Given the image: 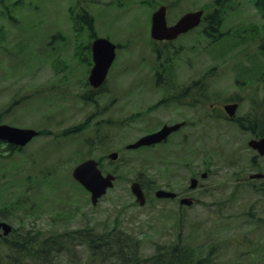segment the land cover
Returning a JSON list of instances; mask_svg holds the SVG:
<instances>
[{
    "label": "rangeland",
    "instance_id": "obj_1",
    "mask_svg": "<svg viewBox=\"0 0 264 264\" xmlns=\"http://www.w3.org/2000/svg\"><path fill=\"white\" fill-rule=\"evenodd\" d=\"M163 5L173 24L186 12L210 13L215 0H0V124L48 132L0 159V211L8 210L0 220L14 228L8 239L54 235L63 244L70 232L104 234L118 227L139 242V264H155L145 259L180 236L195 260L209 258L200 264H264V181L249 179L264 172V157L257 168L252 165L256 152L248 142L254 135L226 120L222 110L238 102V117L258 111L255 130L264 131L258 107L264 95V11L253 0H233L219 41L204 37L202 25L168 45L151 37L152 15ZM71 9L75 15L86 10L97 36L121 45L93 101L85 96L92 90L87 45L94 37L84 25L74 28ZM195 83L200 86L189 97L177 99L186 103L167 100ZM184 119L189 124L167 144L127 149ZM112 152L119 153L117 160L109 158ZM89 159L101 164L104 175L118 176L97 205L72 176ZM198 170L208 176L197 205L156 199L157 188L173 190ZM137 178L146 191L144 206L131 192ZM8 203L18 207L5 208ZM57 246L52 242L48 249V263L124 264L109 252L93 259L80 238L60 253ZM43 263L0 240V264Z\"/></svg>",
    "mask_w": 264,
    "mask_h": 264
},
{
    "label": "water",
    "instance_id": "obj_2",
    "mask_svg": "<svg viewBox=\"0 0 264 264\" xmlns=\"http://www.w3.org/2000/svg\"><path fill=\"white\" fill-rule=\"evenodd\" d=\"M167 9L161 6L152 17V37L155 40L172 41L180 35L189 32L201 23L203 11L189 12L183 15L174 25L168 26ZM92 54L94 60V67L91 71L89 81L94 88L102 86L107 78L109 69L115 60L116 45L105 38H98L92 44ZM225 110L230 117L235 115L237 105H227ZM181 127L180 124L175 126H164L159 132L147 135L141 138L136 143L130 145L128 148L135 149L141 146L152 145L166 140L167 137L174 131ZM38 131L34 129H23L9 126L7 124H0V140L19 147L26 146L35 137L38 136ZM249 145L259 152L260 156H264V137L261 139H253ZM111 159L118 158L117 153H112L109 156ZM205 176V175H204ZM73 177L81 185H83L91 193V201L96 205L99 199L106 194L107 190L113 187L116 177L113 174L104 176L98 167L96 160L90 159L78 165L73 171ZM264 174L256 173L251 175V178H263ZM196 186V181H192V188ZM132 191L136 195L137 201L144 205L146 197L138 182L132 185ZM158 198H173L174 193L159 190L156 193ZM182 204H191L190 199H183ZM1 229L3 230L1 232ZM12 232V226L6 222L0 221V236H7Z\"/></svg>",
    "mask_w": 264,
    "mask_h": 264
},
{
    "label": "trees",
    "instance_id": "obj_3",
    "mask_svg": "<svg viewBox=\"0 0 264 264\" xmlns=\"http://www.w3.org/2000/svg\"><path fill=\"white\" fill-rule=\"evenodd\" d=\"M231 1L233 0L215 1V5L217 8L210 12L204 19V36L207 39H210L213 42H217L219 40L220 36L218 34L220 33V28L222 26L223 18L225 16V8H227V5ZM253 1L254 4L260 10L264 11V0ZM70 13L76 27H79L80 24L84 25L82 26V28L91 31L94 38L97 36L95 31V21L93 16L90 15V13H88L86 10H82L77 15H75V12L72 9L70 10ZM119 47H121V45H119ZM160 54L161 51L159 52V55ZM258 107L260 108L264 117V95L263 99L259 102ZM257 112H255V117L253 118H251L252 115H248L243 118L236 119V123L240 129L244 131H250L256 136H262L264 135L263 130H259L258 133L255 130V128L260 123V120H258V118L260 119V117L258 116ZM79 130H82V127L72 128L64 133H73ZM44 133L48 132L40 131V134ZM19 150L20 149H17L14 146L6 145L4 142H0V159L4 157V153L6 152L8 154H11ZM255 161L256 160L254 158L253 162L255 163ZM138 180L140 181L139 178H137V181ZM256 190L259 191V187H257ZM4 207H9L11 210L18 206H16L15 204L8 203L5 204ZM6 211L8 210L2 209L0 213H2L4 217H6ZM69 236L70 237H68L63 244L59 243L56 240V237H54V235L49 236L48 238H45L43 240H41L42 238H39L38 236H34V239L32 240L23 239V241H20L19 237L17 239H5L4 243L12 247L13 249H16L20 252H25L28 257H38L44 262L43 264H53L52 261L48 263V261H50L48 260V249L51 247L52 242L59 245L55 247V249L58 250V252L60 253L61 247L69 249V247L67 246L70 244L71 239L80 238L92 249L91 254L93 259L98 258L104 252H109L110 256H116V258L124 264H126V261H135L134 264L140 263V260L137 258L139 242L137 240H134L131 235L122 232L118 227H113L109 233L106 232L104 234H99L95 232L94 229H88L80 232V234L78 232H70ZM181 239L182 236L179 237L178 242H176L175 244L165 248H158V251L155 256L153 258H150L151 260L145 259V261H153L155 264H192L195 263V261L197 262V264H200L209 261V258L205 260H195V257L192 255L191 251H189L184 245H182ZM44 252H46L47 254H45ZM131 253L132 256L130 255Z\"/></svg>",
    "mask_w": 264,
    "mask_h": 264
},
{
    "label": "flooded vegetation",
    "instance_id": "obj_4",
    "mask_svg": "<svg viewBox=\"0 0 264 264\" xmlns=\"http://www.w3.org/2000/svg\"><path fill=\"white\" fill-rule=\"evenodd\" d=\"M196 86H200V84H195V85H191V86H188L186 90H184V93L180 96V94H177V95H171L170 96V99H167L168 101H174V102H179V103H186V100L185 101H178L177 99H183L184 96H190L192 90L194 89V87ZM95 90H92V93L94 92ZM91 98H93V95H91ZM233 103H237V102H233ZM230 104V103H229ZM238 109L240 107V104L238 103ZM224 118L226 120L230 119L228 117H226V114H224ZM179 123H183L184 125V128H186V126L189 124L188 122V119L187 120H181L179 121ZM178 133V132H177ZM177 133H172L166 143L169 141V139H171L172 137H174L175 134ZM187 136V135H185ZM161 145V144H160ZM159 145H155L153 147H157ZM199 167H204L203 164H201L200 166H198L197 168ZM196 171V170H195ZM205 171H202V173L200 172V170H198L197 172L193 173L192 175L196 174L195 176H191V178L189 179V181H186V183L184 185H180L178 184L177 186H174L172 187L173 191L177 196L175 199H170L171 201H177L179 202L180 204V201L181 199H183L184 197H189V198H192L193 199V204L191 206H194V205H197L198 203V198L196 197V194L197 193H200L203 189H204V183H203V174H204ZM192 171L189 172V174H191ZM201 173V174H199ZM192 179H195L197 181V184H196V188L195 189H191L190 187V183H191V180ZM189 184V185H187ZM180 185V186H179ZM181 205V204H180ZM179 205V206H180Z\"/></svg>",
    "mask_w": 264,
    "mask_h": 264
}]
</instances>
